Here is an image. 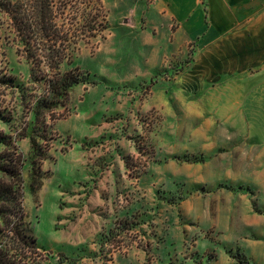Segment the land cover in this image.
<instances>
[{
	"label": "rangeland",
	"instance_id": "obj_1",
	"mask_svg": "<svg viewBox=\"0 0 264 264\" xmlns=\"http://www.w3.org/2000/svg\"><path fill=\"white\" fill-rule=\"evenodd\" d=\"M94 1L75 0L76 4L73 3L69 10L67 20L82 26L75 32L85 41L79 42L72 53V65L62 67L63 72L71 71L77 83L68 99L52 114L53 119L47 115L45 125L37 123L32 106L25 118L19 93H10L7 98L12 105L19 104L14 120L0 119V131L16 136L23 127L21 121L24 118L29 123L27 133L35 136L47 150L46 160L41 165L42 180L37 178L35 181L31 178L35 159L31 140L26 138L18 143L25 160V206L31 231L41 249L40 264L66 263L67 257L57 248L56 242L57 238L71 234L78 222V215L70 210L69 203L77 194L65 189L77 177L70 165L77 163L80 143L88 149L84 161L93 172L95 170L93 178L102 179L111 171L115 179L113 188L104 195L107 199L112 198L114 218L111 229H116L120 221L129 222L133 228L146 222L149 235L154 225L160 228V239H154V242L145 236L146 232L123 236L125 246L115 255H127L135 244L147 252L145 264H153L151 245L162 244L167 239V231L172 229L180 235L183 230L187 231L190 236H185L184 244L170 248L166 262L159 264H264V217H257L254 223L251 221L249 229L252 231L240 243L231 240L230 233L216 238L207 232L208 238L219 244L232 241V248L224 244L225 248L220 246L217 252L215 248H204L203 244L202 250L195 249L196 237L206 232L207 223L216 219L218 207L230 204L232 195L228 183L232 175L230 170L212 171L214 180L221 179L226 183L221 200L205 195L212 193L214 188H217L213 191L216 193L218 186L190 183L195 177L200 179L203 169L199 163L204 160L200 162L191 157L193 151L197 154L200 151V144L195 141L199 142V139L187 138L184 97L177 89V76L183 70L180 66L184 62H176L171 69L155 68L152 71L149 64L151 46L143 45L145 35H154L151 28L155 0H96L98 10L93 11ZM79 10L82 15L72 14ZM90 27L100 31L96 37L90 36ZM17 49L14 43L5 47L10 73L17 77L29 95L47 91L46 84L33 82L36 73L32 72V65L18 56ZM159 61L160 65L166 64V58ZM98 107L102 115L96 120L93 113ZM103 125L105 129L101 135L91 138ZM192 125L196 131L200 123L197 121ZM84 137L86 140L82 143ZM136 179L140 182L136 183ZM36 182L42 186L34 189ZM193 193L204 196L196 200L189 195ZM152 200L154 208L151 207ZM127 207L133 209L132 214L127 212ZM155 207L154 218L159 222L153 225L151 210ZM255 208L257 212H263L259 204H255ZM198 209L201 212L196 214ZM241 227L246 226L241 223ZM125 233L124 229L121 235ZM105 257H109L106 251ZM66 264H73V261ZM105 264L114 262L106 260Z\"/></svg>",
	"mask_w": 264,
	"mask_h": 264
},
{
	"label": "crops",
	"instance_id": "obj_2",
	"mask_svg": "<svg viewBox=\"0 0 264 264\" xmlns=\"http://www.w3.org/2000/svg\"><path fill=\"white\" fill-rule=\"evenodd\" d=\"M153 15L154 35H145L143 41V45L151 46L152 71L171 69L176 62H184L177 76V89L184 97L187 138L199 139L195 141L200 144V151L198 154L193 151L191 157L204 159L199 163L203 169L200 179L195 177L190 183L218 186L216 193L214 188L205 195L221 200L226 183L214 180L212 171L230 170L232 175L228 183L231 202L227 207L222 204L218 207L216 219L207 223L206 232L196 237L195 249L202 250L203 244L204 248H215L217 252L220 246L225 248L224 244L232 248V241L219 244L211 241L207 232L216 238L230 233L231 240L240 243L252 231L251 221L264 217V0H156ZM161 58H166L165 65H160ZM101 115L98 107L93 117L98 120ZM197 121L200 125L195 131L192 123ZM104 129L105 125L99 126L98 133L91 138H98ZM83 140L86 138L82 143ZM79 147L77 163L70 165L77 177L65 189L77 194L69 203L70 210L78 215V222L71 234L57 238L56 246L66 255V263L105 264L106 259L100 252L105 243H102V234L113 230L114 211L112 198L104 195L113 188L115 179L111 171L102 179H94L95 170L84 161L88 149L81 143ZM194 194L189 195L196 200L204 196ZM255 204L263 212H257ZM151 207L154 208V200ZM156 207L151 210L153 225L159 222L154 218ZM209 209L212 210L211 205ZM127 212L132 214L133 209L127 207ZM241 223L246 227H241ZM148 227L146 222L136 225L121 238L125 240L123 236L127 234L146 232L145 236L151 237L152 242L160 239V228L154 225L149 235ZM166 236L162 244L151 245L153 264L165 263L168 250L184 244L190 235L184 230L180 235L169 229ZM147 259V252L135 244L127 255H113L114 264H145Z\"/></svg>",
	"mask_w": 264,
	"mask_h": 264
},
{
	"label": "trees",
	"instance_id": "obj_3",
	"mask_svg": "<svg viewBox=\"0 0 264 264\" xmlns=\"http://www.w3.org/2000/svg\"><path fill=\"white\" fill-rule=\"evenodd\" d=\"M94 2L92 8L97 11L98 1ZM73 3L75 0H0V119L14 120L19 104L14 106L7 101L10 93L20 94V105L26 113L24 117L32 106L35 120L42 125L46 124V116L50 115L53 119L52 114L68 99L77 79L71 71L63 72L62 67L72 65V53L77 50L79 42L85 41L82 35L76 33L81 25L67 20ZM72 14L82 15L80 10ZM89 32L90 36L96 37L100 31L90 27ZM13 43L18 46V56L32 65V72L36 73L33 82L46 84L47 91L29 95L17 77L10 73L5 47ZM21 124L23 127L16 136L0 131V264H40L42 259L38 239L28 222L24 198L25 160L18 143L26 138L31 140L35 152L31 178L35 181L37 178L42 180L41 165L46 160L47 150L35 136L27 133L29 123L24 118ZM196 159L202 162L203 157ZM41 186L42 183L36 182L34 189ZM124 229L131 231L133 226L127 221H120L117 231L103 233L104 248L110 243L121 244L124 240L119 238ZM103 246L100 252L104 255L106 251L109 257L105 259L112 262V252L104 250Z\"/></svg>",
	"mask_w": 264,
	"mask_h": 264
},
{
	"label": "built area",
	"instance_id": "obj_4",
	"mask_svg": "<svg viewBox=\"0 0 264 264\" xmlns=\"http://www.w3.org/2000/svg\"><path fill=\"white\" fill-rule=\"evenodd\" d=\"M119 239L122 240V238H119ZM124 246H125L124 241L121 244H119L118 246L116 244H111L110 243V244L106 245V248H107L106 250L111 251L112 252V256H113V255L117 254L118 252H120L123 249Z\"/></svg>",
	"mask_w": 264,
	"mask_h": 264
}]
</instances>
